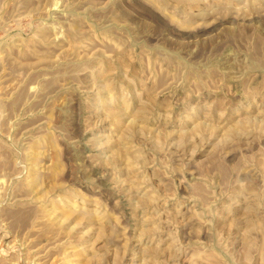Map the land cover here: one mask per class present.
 Wrapping results in <instances>:
<instances>
[{"label": "rangeland", "instance_id": "1", "mask_svg": "<svg viewBox=\"0 0 264 264\" xmlns=\"http://www.w3.org/2000/svg\"><path fill=\"white\" fill-rule=\"evenodd\" d=\"M0 264H264V0H0Z\"/></svg>", "mask_w": 264, "mask_h": 264}]
</instances>
